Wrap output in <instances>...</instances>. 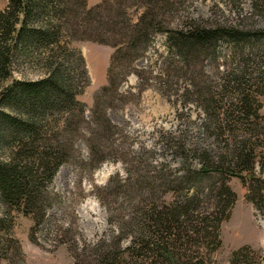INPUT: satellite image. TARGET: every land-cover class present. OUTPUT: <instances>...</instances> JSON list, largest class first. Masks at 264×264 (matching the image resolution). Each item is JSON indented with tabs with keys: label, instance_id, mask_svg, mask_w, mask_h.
I'll use <instances>...</instances> for the list:
<instances>
[{
	"label": "trees",
	"instance_id": "obj_1",
	"mask_svg": "<svg viewBox=\"0 0 264 264\" xmlns=\"http://www.w3.org/2000/svg\"><path fill=\"white\" fill-rule=\"evenodd\" d=\"M171 6L167 0H104L91 8L87 0H6L0 9V204L5 209L0 213V261L10 260L12 244H18L13 213L30 218L32 230L44 221L52 203L48 186L73 157L77 142L85 143L96 166L126 155L114 144L118 129L106 113L109 93L131 74L130 64L156 34L166 36L165 65L200 68L211 60L216 80L198 78L192 88L203 114L202 130L215 140L217 151L168 136L166 147L189 175L173 180L164 173L160 196L139 186L130 213L111 216L110 235L84 244L73 264H206L205 258L221 246L220 226L237 199L227 184L230 178L242 182L246 200L264 215V27L195 20L173 27L163 18ZM250 6L253 17L264 23V0H250ZM82 40L113 49L107 84L95 95L89 117L78 100L89 84L86 62L71 47ZM222 44L233 52L223 54ZM17 62L35 66L42 75L15 79ZM127 173L117 189L132 181ZM192 179L198 185L180 193L183 181ZM133 183V189L138 187ZM203 199L210 207H203ZM256 258L257 264L264 262ZM254 259L242 247L230 262L251 264Z\"/></svg>",
	"mask_w": 264,
	"mask_h": 264
},
{
	"label": "rangeland",
	"instance_id": "obj_2",
	"mask_svg": "<svg viewBox=\"0 0 264 264\" xmlns=\"http://www.w3.org/2000/svg\"><path fill=\"white\" fill-rule=\"evenodd\" d=\"M102 1L87 0V7ZM167 1L172 6L170 10L165 9L163 18L173 27L190 20L217 21L247 29L256 25L264 27L257 16L253 17L250 0ZM5 6L6 0H0V9ZM71 47L79 51L86 62L89 84L78 100L85 105V114L89 117L95 95L107 84L113 49L86 40L74 41ZM221 52L230 55L233 47L222 44ZM166 54L165 34L154 35L142 57L130 64L131 74L115 91L110 90L111 107L106 113L118 129L114 144L126 155L119 161L108 160L96 166L85 143L77 142L73 157L59 168L48 186L52 203L37 229L32 230L30 218L13 213V236L18 244H12L11 259L1 260L0 264H73V255L80 253L84 244L91 246L100 237L110 235L111 226L115 227L114 221L109 222L111 216L130 213L131 199L137 197L140 187L145 193L160 196L159 185L164 173L167 179L173 180L189 175V169L184 170L172 150L166 147L168 136L183 137L187 145H197L212 153L217 151L215 140L202 130L203 114L195 103L192 88L195 79H204L206 83L216 80L211 60L205 59L200 68H178L176 63H162ZM230 60L226 63L235 66V61ZM41 75L35 66L20 62L13 72V77L20 80H36ZM262 103L261 114L264 115V97ZM189 163L197 168L196 161ZM127 172L133 182H138V187L133 189L135 184L130 181L127 188L117 189ZM197 182L185 180L180 186L177 181L179 192L184 193V188L190 185L197 186ZM227 184L237 199L230 217L220 226L221 246L205 258L206 264H231L232 253L242 247L249 248L255 257L251 264H257L256 257H264V215L246 200L247 190L239 179L230 178ZM202 201L204 208L210 207L207 199ZM4 210L0 204L1 215ZM128 243L129 238L123 242Z\"/></svg>",
	"mask_w": 264,
	"mask_h": 264
}]
</instances>
